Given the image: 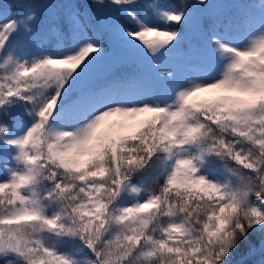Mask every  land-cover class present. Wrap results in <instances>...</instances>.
I'll return each instance as SVG.
<instances>
[{
    "label": "snow or ice",
    "instance_id": "1",
    "mask_svg": "<svg viewBox=\"0 0 264 264\" xmlns=\"http://www.w3.org/2000/svg\"><path fill=\"white\" fill-rule=\"evenodd\" d=\"M241 248L264 264V0H0V264Z\"/></svg>",
    "mask_w": 264,
    "mask_h": 264
},
{
    "label": "trees",
    "instance_id": "2",
    "mask_svg": "<svg viewBox=\"0 0 264 264\" xmlns=\"http://www.w3.org/2000/svg\"><path fill=\"white\" fill-rule=\"evenodd\" d=\"M253 257L246 254V250L241 248L233 257V264H250ZM254 262V261H253Z\"/></svg>",
    "mask_w": 264,
    "mask_h": 264
},
{
    "label": "rangeland",
    "instance_id": "3",
    "mask_svg": "<svg viewBox=\"0 0 264 264\" xmlns=\"http://www.w3.org/2000/svg\"><path fill=\"white\" fill-rule=\"evenodd\" d=\"M257 259H258V258H257ZM250 264H254V262H253V258L251 259Z\"/></svg>",
    "mask_w": 264,
    "mask_h": 264
}]
</instances>
